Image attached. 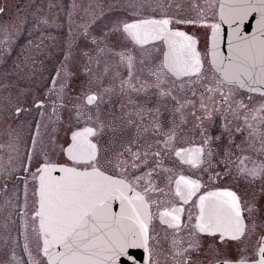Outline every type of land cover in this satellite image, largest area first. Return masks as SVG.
<instances>
[{"label":"flooded vegetation","instance_id":"af4514ba","mask_svg":"<svg viewBox=\"0 0 264 264\" xmlns=\"http://www.w3.org/2000/svg\"><path fill=\"white\" fill-rule=\"evenodd\" d=\"M130 19H132L131 14L114 8L102 13L91 24L82 27L81 33L73 39L70 50L62 55L61 63L68 65L66 71L59 73L60 69L55 68L50 78L45 79L47 82L41 83L37 90L41 92L45 102L38 99L33 103L37 108L35 129L28 141L22 169L25 173L22 178L23 195L19 206L22 212L26 208L28 210V233L25 235L33 236V241L38 243V230L33 215L35 202L31 198L33 186H28L30 182L34 183V180L27 181L24 178L26 174L34 173L39 166L38 161L43 159L40 158L32 163L33 158L41 155L43 151L59 153L62 147L65 148L70 143L73 131L92 128L94 134L89 138L98 149L99 161L104 155L103 161L109 166V162L116 160L117 153L126 150L129 159L133 160L136 166L139 164L150 167L143 170L146 172L145 176L142 174L138 176L142 177L138 182L126 178L145 196L149 204L152 216L149 224V264H191L196 261L215 260L217 246L228 248L233 255H241L248 250L247 242L250 236L264 219L263 216L258 215L259 209H264V174L252 177L246 171L264 166V120L258 122L262 113L264 114V94L242 90L236 86L220 85L218 79V84L213 86L209 96L198 95L194 85L196 75L177 78L161 69L164 51L162 41L141 46L122 33L112 31L114 22ZM175 21L173 19L170 27L190 32L199 44V38L194 31H189L187 25L176 24ZM196 26L201 33L204 31L206 33L207 28L200 24ZM93 37L106 38L97 39V42L93 43ZM102 44L116 50H126L125 52L130 55L127 59H123L124 62L118 59L112 61L114 65L122 66L123 72L108 74V82L104 84L101 83L99 73L92 72L97 64L96 54L103 49ZM5 49L7 53L10 52L8 46H5ZM1 53L0 64L2 59H5L4 52ZM221 87L228 96L227 100L220 95ZM89 96L95 97L91 103L88 101ZM213 96H215L214 104L211 102ZM8 106L9 109L11 104ZM95 108L104 120L94 121L93 110H97ZM182 108L193 119V122H190V126L193 127L190 133L183 131L184 128L180 126ZM214 111L218 115L222 114L221 118L206 119L207 114L211 112L213 116ZM18 112L19 109H16L15 113ZM97 122H99L98 127ZM44 123H47L51 129L52 124H57L62 129L60 133L62 140L56 149L40 147L35 134ZM215 124L219 128V135L213 132ZM221 126L228 129L225 130L224 138H221L223 134ZM205 129L211 140L207 146H204L202 162L193 167L187 162L192 158V154L187 153L182 157L181 154H177V150L203 146ZM258 130L262 135L256 137ZM236 136L240 141H236ZM33 137L37 141L35 148ZM220 140L224 143H220ZM30 152L31 160H29ZM155 153L160 155L157 156ZM134 155H138L139 158L134 159ZM111 157L115 159L111 160ZM133 164L131 163L132 166ZM25 168L28 171H25ZM100 169L121 177L118 173L107 169V166L106 168L100 166ZM180 175L198 180L201 184L198 193L212 188L233 190L240 197L245 222L243 236H247V241L242 242L246 236L238 240L221 241L216 235L196 234L197 244L190 248L183 247V256L175 255L172 252L169 235L179 230L184 223L192 225L193 220H189L190 214L186 213L187 215H183L182 225L171 228L170 217H165L164 220L167 222H162L160 213L165 207L170 209L173 204L176 206L180 202L172 191L174 181ZM16 176L21 177L18 174ZM157 182L161 185L162 191L168 195L165 198H162L164 195L157 196L158 201L154 194L156 193L154 186ZM145 189L148 191L145 192ZM245 192L249 198L241 196ZM249 209L252 211L250 212ZM205 253L208 254V259H191ZM251 255L252 253L249 256Z\"/></svg>","mask_w":264,"mask_h":264},{"label":"snow or ice","instance_id":"6c2138e0","mask_svg":"<svg viewBox=\"0 0 264 264\" xmlns=\"http://www.w3.org/2000/svg\"><path fill=\"white\" fill-rule=\"evenodd\" d=\"M252 14L257 16L256 25L251 34H245L243 29ZM209 19L213 22L209 23ZM175 23H199L211 29L207 35V54L211 58V68L219 73L220 85L247 86L251 91H257L256 86H264V0H220L213 17L201 16L199 20H176ZM172 24L173 19L166 15L159 19L136 18L131 22L117 20L112 31L122 33L138 45L163 40L166 50L161 69L177 78L199 76L204 63L196 49L197 41L184 32L174 31L170 27ZM223 25L229 29L227 55L219 48V41L224 38ZM105 38L93 37V43ZM219 91L227 100L223 87ZM93 99L95 97L89 96V103ZM206 119H212L211 112ZM93 134L92 128L73 131L71 143L59 153H41L43 159L32 173V179L37 182L35 195L38 198L34 219L39 221L38 236L43 242L41 251L47 264H115V256L124 254L129 246H143L148 250L152 219L149 204L124 175L115 178L101 171L98 149L88 139ZM210 140L205 129L203 146L178 149L177 154L191 153L192 158L187 162L195 167L202 162L204 146ZM36 143L33 137L34 148ZM138 158L134 155V159ZM246 171L249 176L256 177L264 174V166ZM54 172L61 175L54 176ZM141 179L135 178L137 182ZM200 188L198 180L180 175L175 180L174 196L186 204ZM113 200L120 201L119 214L110 211ZM195 207L198 209L193 225L195 233L218 234L221 241L238 240L244 234L240 197L235 192L227 189L207 192L199 196ZM183 211L182 206L173 204L170 209L165 207L160 217L162 222H167L165 217H171L175 224L170 226L179 227V214ZM215 256L214 264H264V236L259 239L254 256L233 255L228 248L220 246L215 249Z\"/></svg>","mask_w":264,"mask_h":264},{"label":"rangeland","instance_id":"374dc122","mask_svg":"<svg viewBox=\"0 0 264 264\" xmlns=\"http://www.w3.org/2000/svg\"><path fill=\"white\" fill-rule=\"evenodd\" d=\"M216 7L217 0H0V56L3 51L5 57L0 64V264H45L38 253L39 245L33 241V236L25 235L28 233V210L26 208L22 212L19 206L22 179L16 178V175H24L22 169L26 159L25 153L29 138L32 137L35 129L37 108L33 103L38 99L45 102V98L37 90L41 83L50 78L55 68L60 69L59 73L66 71L68 65L61 63L62 55L70 50L73 39L81 33V28L91 24L102 13L114 8H123L133 14H167L181 20H199L201 16L213 17ZM186 25L199 38L198 49L204 61L201 74L196 75L194 79L196 93L209 96L213 86L218 84V77L208 65V29L206 33L205 31L201 33L196 25ZM103 45H101L103 49L96 54V68L92 70L99 73L102 84L108 82V74L123 72L122 66L114 65L113 60L123 61L130 57L126 50L120 51ZM5 46L10 48L9 53ZM211 102L215 103V96L212 97ZM182 103H184L183 96ZM8 104H11L9 109ZM16 109H19L18 113H15ZM93 113L94 121L104 120L99 116L98 109L93 110ZM221 115L214 111L212 120H216L217 117L219 120ZM260 120H264L263 113L258 122ZM99 122L96 124L97 127ZM190 122H193V119L182 108L180 126L184 128L183 131L191 132L193 127L190 126ZM221 127L223 129L221 138H224L225 130L228 129L225 126ZM218 129L215 124L213 132L217 135H219ZM61 131L57 124H52V129L47 123L40 126V130L35 134L40 147L56 149L62 140ZM261 135L258 130L256 137ZM235 138L237 142L240 141L238 136ZM220 143L224 142L220 140ZM40 158L42 159L43 156L36 155L32 163ZM103 159L101 156L99 161L101 167L107 166V169L124 175L129 180H135L140 174L145 176L146 172L143 170L150 168L139 164L133 168L131 163L135 164V162L129 159L126 150L117 153L116 160L109 162V166ZM112 159L115 158L111 157ZM24 178L27 181L31 180L32 173L26 174ZM28 186H33V183L30 182ZM155 186L156 201H158L157 196L168 197L162 191L159 182ZM241 196L249 198L246 192ZM192 205L193 203L189 205L185 213L193 217ZM258 215L264 217V209H259ZM263 232L264 219L250 236L245 255L255 251L257 239ZM195 238L193 226L184 223L179 230L169 235L172 252L182 256L183 247L195 244ZM245 241L247 236L242 240Z\"/></svg>","mask_w":264,"mask_h":264},{"label":"water","instance_id":"95a60500","mask_svg":"<svg viewBox=\"0 0 264 264\" xmlns=\"http://www.w3.org/2000/svg\"><path fill=\"white\" fill-rule=\"evenodd\" d=\"M219 3H220V0H218V5H217V9H216V12L218 11V8H219ZM140 18H145V19H159V18H161V17H140ZM132 19H136V18H132ZM132 19H130L129 20V22H131V20ZM256 19H257V16H256V14H252L251 16H249V18H248V21H246V25H245V27H244V29H243V31H244V33L245 34H251V32H252V30H253V27L256 25ZM174 31H181V32H184V33H186L187 35H189V36H192V35H190L189 33H187V32H185L183 29H180V28H172ZM229 31V29L227 28V25H223L222 26V33H223V35H224V38H223V40L222 41H219V48H220V51L224 54V55H227V51H228V45H227V32ZM210 32H211V29L209 28V31H208V34H210ZM193 37V36H192ZM130 39V38H129ZM131 40V39H130ZM196 40V39H195ZM157 41H162V43L164 44V51L166 50V45H165V43H164V41L163 40H157ZM157 41H149L147 44H149V43H152V42H157ZM134 42V41H133ZM135 43V42H134ZM144 45H146V44H144ZM142 46V45H141ZM207 47H208V41H207ZM196 49H197V43H196ZM164 51H163V53H164ZM198 51V50H197ZM199 52V51H198ZM210 56L208 55V61H209V64H210ZM211 66V65H210ZM215 71V70H214ZM216 72V71H215ZM217 73V72H216ZM217 75L219 76V73H217ZM219 78H220V76H219ZM257 88H258V90L257 91H251L247 86H245V87H239V88H241V89H245V90H247V91H250V92H256V93H259V94H264V86H256ZM85 129V128H84ZM79 130H83V129H79ZM79 130H75V131H79ZM70 139H71V136H70ZM88 139L90 140V138L88 137ZM91 141V140H90ZM70 143H71V141H70ZM91 143H93L92 141H91ZM68 146V145H67ZM66 146V147H67ZM65 147V148H66ZM185 149H188V147L187 148H185ZM186 154L187 153H183V154H181L182 155V157L183 156H186ZM105 174H107V173H105ZM53 175L54 176H59V175H61L60 173H58V172H54L53 173ZM107 175H109V174H107ZM112 176V175H111ZM115 178H120V177H116V176H114ZM179 176H177L176 177V179L178 178ZM186 177H189V176H186ZM189 178H191V177H189ZM175 179V180H176ZM191 179H193V178H191ZM36 186H37V182H36ZM172 190H173V192H174V189H175V181H174V184H173V186H172ZM218 189H220V190H223V189H221V188H218ZM136 190V189H135ZM217 189H212V190H208V191H206V192H204V193H202V194H200V195H204L205 193H207V192H211V191H216ZM227 190H229V189H227ZM137 191V190H136ZM231 191V190H230ZM138 192V191H137ZM140 193V192H139ZM199 195V196H200ZM199 196L197 197V199H196V201L199 199ZM36 198H37V196H36ZM38 199V198H37ZM182 206V203L180 204V205H177V207H181ZM37 209H38V204H37V201H36V210H35V212L37 211ZM196 210H197V214H198V209L196 208ZM110 211H111V213H113V214H119L120 212H121V205H120V201L119 200H113V201H111V203H110ZM34 212V213H35ZM181 214H182V212L179 214V217H180V220H179V223H181ZM241 217H242V215H241ZM38 223H39V221H38V219H37V227H38ZM175 224V221H172V225H174ZM261 236H264V234H262ZM261 238V237H260ZM220 239V238H219ZM42 247H43V242H42V240L40 239V254H41V256L44 258V260H45V262L47 263V258L46 257H44V255H43V253H42V251H41V249H42ZM57 250H59V249H57ZM115 264H148V250L146 251L145 250V248L143 247V246H129V247H127L126 249H125V252H124V254H122V255H117V256H115ZM202 264H206V263H202ZM208 264H214V262H212V263H208Z\"/></svg>","mask_w":264,"mask_h":264},{"label":"trees","instance_id":"16d2710c","mask_svg":"<svg viewBox=\"0 0 264 264\" xmlns=\"http://www.w3.org/2000/svg\"><path fill=\"white\" fill-rule=\"evenodd\" d=\"M208 254H203V255H201V256H196V257H192L191 259L193 260V259H195V258H202V259H208V256H207Z\"/></svg>","mask_w":264,"mask_h":264}]
</instances>
